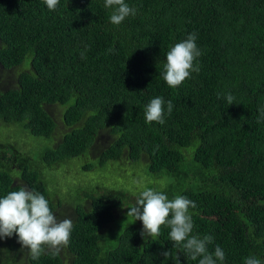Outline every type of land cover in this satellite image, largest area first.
<instances>
[{
    "label": "trees",
    "instance_id": "1",
    "mask_svg": "<svg viewBox=\"0 0 264 264\" xmlns=\"http://www.w3.org/2000/svg\"><path fill=\"white\" fill-rule=\"evenodd\" d=\"M125 3L137 13L117 26L105 0H60L55 11L44 0H0V135L8 142L0 137V198L25 185L59 220L63 203L46 170L62 173L81 160L80 174L111 173L146 159L149 174L165 180L152 188L195 202L193 234L213 237L209 252L218 245L225 253L217 264L250 255L264 264V0ZM190 33L200 71L171 88L162 77L166 53ZM157 96L166 102L164 124L145 120ZM48 107L64 108L60 123ZM18 133L35 142L28 152L11 142ZM130 199L80 193L66 202L73 229L57 254L33 259L13 234L0 239V264H199L166 225L151 238L141 237L139 220L123 228L127 215L118 212Z\"/></svg>",
    "mask_w": 264,
    "mask_h": 264
},
{
    "label": "clouds",
    "instance_id": "2",
    "mask_svg": "<svg viewBox=\"0 0 264 264\" xmlns=\"http://www.w3.org/2000/svg\"><path fill=\"white\" fill-rule=\"evenodd\" d=\"M44 3L50 11H55L60 0H44ZM104 7L112 9L110 22L117 26L137 13V9L130 7L125 0H105ZM196 40V33H190L166 53L162 77L169 87L180 86L193 72L200 71L199 66H194V61L201 55ZM112 51L113 49H109V52ZM81 57L84 58V53H81ZM220 95L218 94V99ZM225 98L229 105L234 103L235 98L231 93L225 94ZM165 103L161 96L150 100L145 110L147 123H165ZM173 107L172 101L168 100V115L172 113ZM195 207V202L185 196L177 195L169 199L162 190L144 186L139 192L136 204L128 208L126 215L134 221L142 222V238L158 236L161 226L166 225L170 229V240L182 245L192 260L200 257L199 264L223 262L225 253L218 245L214 253L208 250L207 246L213 242L211 235L201 238L198 234H193L194 222L189 209ZM72 229V219L58 220L49 200L25 185L18 186L17 190L0 198V239L10 238L15 234L21 249H27L33 259L39 258L46 250L53 255L57 254L62 246L68 244ZM163 255L168 256L169 252L165 251ZM244 264H261V259L250 255L245 258Z\"/></svg>",
    "mask_w": 264,
    "mask_h": 264
},
{
    "label": "rangeland",
    "instance_id": "3",
    "mask_svg": "<svg viewBox=\"0 0 264 264\" xmlns=\"http://www.w3.org/2000/svg\"><path fill=\"white\" fill-rule=\"evenodd\" d=\"M1 76H3V73L0 72V77ZM13 86L14 84H12L10 88ZM47 110L57 119V122L60 123L64 108L48 107ZM58 129L62 130L64 129V126L59 125ZM0 137L3 138V146L8 145V142L6 141V134H2ZM13 138L16 140L11 139V142L16 145V148L25 152H28V150L32 149L35 143L31 137H25V139L18 140L20 139L19 133L16 136H13ZM1 141L2 139H0V143ZM39 141L41 143L45 142L42 139ZM96 152H99V150ZM91 158L95 159V156L93 155ZM82 164H84V162L81 160L66 164L67 166H65V169L63 170L64 172L62 173H54L50 172L49 170L45 171V176L50 191L56 192L54 197L55 201H61L63 203L62 207L60 208V212L62 213L63 217H60L59 220L65 219L66 213L68 214L69 218L72 219L73 208L66 205V202L73 203L78 194L84 193L85 191H91L92 188H95L97 193L100 195H103L107 191L115 190L124 192L131 197V199L125 202L124 206L119 209L117 218H121V216L123 217L126 215L127 211L129 210L128 208L136 204L135 199L142 190V187H151L153 183L157 188L163 187L165 184V180L160 178L158 179L155 175L149 174V163L146 161V159L136 163L130 162V164L113 165V171L111 170V173L92 171L89 174H80L79 170H81L80 166H82ZM68 172L78 179H72L73 177L71 178ZM79 183L80 185H78ZM119 223L122 224L123 228L131 223H136L140 226V223L137 220L134 221L132 217L127 216ZM147 237L151 238L149 236H146V238Z\"/></svg>",
    "mask_w": 264,
    "mask_h": 264
}]
</instances>
